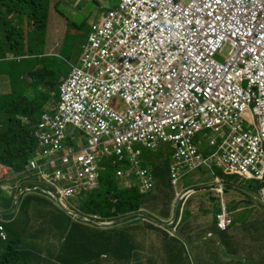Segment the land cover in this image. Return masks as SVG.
Instances as JSON below:
<instances>
[{"label":"built area","instance_id":"2783aa9c","mask_svg":"<svg viewBox=\"0 0 264 264\" xmlns=\"http://www.w3.org/2000/svg\"><path fill=\"white\" fill-rule=\"evenodd\" d=\"M119 1V11L107 14L93 26L89 42L95 50L87 51L96 61L108 63L114 72L108 75L109 82L99 88L75 78L70 87L62 88L60 106L52 114L42 115L35 134L37 158L28 167L35 176V186L28 191L39 193L72 214L74 210L68 204L76 208L87 188L86 171L100 153H109L111 145L126 147L129 155L121 160L128 158L139 167L140 151L134 144L141 142L154 149L160 141L171 142L176 149L171 173L178 186L187 165L194 169L202 162L195 142L206 130L222 134V138L227 134L220 147L227 159L220 165L243 177L253 175L264 164V65L258 67L261 60L249 63L239 58L236 64L242 65L231 67L233 58L226 64L219 63L210 45L197 48L193 43L186 47L167 38V32L166 45L159 43L167 23L190 26L196 36L202 33L199 24L207 22L215 28V20L227 15L209 0H189L198 1L201 11L174 7V0ZM246 1L264 3L219 2L230 13ZM153 10L166 17H157L148 24L141 14ZM148 26L151 32L141 43L132 41V35H143ZM130 59L138 63L134 65ZM116 98L125 103L121 109L112 107ZM244 114L258 123L259 131L243 130ZM68 127L85 132L87 144H81L79 149L65 147ZM138 174L145 186H153L147 170L140 169ZM217 192L223 194L222 189ZM225 214L223 205L222 216ZM2 236L5 237L3 233Z\"/></svg>","mask_w":264,"mask_h":264},{"label":"rangeland","instance_id":"374dc122","mask_svg":"<svg viewBox=\"0 0 264 264\" xmlns=\"http://www.w3.org/2000/svg\"><path fill=\"white\" fill-rule=\"evenodd\" d=\"M118 1L47 0L45 10L48 15L46 46L38 42V47L33 48V54L29 55L31 54L29 42L32 40V34L24 33V39L27 41L23 49L25 55H19L20 57H18L14 52L8 51L7 48L4 49L8 53H6L4 60H0V75L2 73H8L9 78H11L7 81V79L0 76V108L6 107L7 103L18 97H26L30 100L36 98L43 91V85L46 81H41L39 74L36 78L37 83L33 84L31 74L43 68H50L61 75L58 82H63L65 79L62 76L67 75V73H79L83 75V78H89L92 76V69L94 67L102 69L105 77H108L110 73L114 72V69L108 67V63H103L101 59L90 64L83 58V53L87 51L84 45L87 42L89 31H92L94 25L99 24L98 19L100 14H102L100 18V21H102L103 17L107 14L110 15L119 11L121 3L118 5ZM8 8V3L5 5L0 2V17H6ZM25 15L27 16L24 11L23 16L25 17ZM27 17L24 18L22 24L24 30L27 29V25L30 26L29 30L31 27L34 28V21L31 19L29 21ZM15 24L19 26L16 22ZM150 32V26H148L147 31L143 32V35H132L131 39L134 42L141 43L144 39L143 37ZM6 34L4 29H0V38L2 40H5ZM11 38L15 42L18 37L12 36ZM93 87L99 88L101 85L95 82ZM58 93H52L53 99L45 108H56L60 106L62 97L59 95V101L55 98L56 95L58 96ZM124 106L125 103L120 99L116 98L113 100L112 107L114 109L117 110ZM0 116L5 117L3 110H0ZM23 122L26 123V118H24ZM69 135L70 131L68 127L66 129V139L64 140L65 147L70 148L69 141H72L73 145L77 147L83 144V142L80 143L78 136L74 141ZM201 140L200 150L209 153L214 150L210 146L207 138H202ZM136 145L142 151L141 160L143 161V165L145 163L146 168L135 167L128 158L121 160L122 156L126 157L129 155L128 149L126 147L111 145L109 147L110 152L100 153L94 165L86 171L87 179L84 183L87 188L84 190L83 195L88 196L92 192V188L87 186V181L98 179L100 172L104 170L103 164L105 166L111 165L112 163L115 167V176L121 183L128 185L129 188L139 186L142 194L149 193L152 195L153 193V202H158L161 199V195L155 198L154 193L155 190L160 191V187L153 172L156 168L161 167L168 159H172L171 164L173 165L174 148L171 143H165L164 141H160L156 149H150L141 142L136 143ZM118 148H122V151L119 152ZM140 169L147 170L153 176L152 187H147L141 182V176L138 174ZM3 170H7V172ZM184 171L192 173L182 177V188L175 186L176 184L171 181L175 190L173 198L172 200L166 197L163 199L164 202H170V205H168V213L171 214L169 220L160 219L163 211L166 209L163 204H159L156 210L148 211L147 209H143L140 211V214H150L148 216L143 215V219L153 217L167 224H173L176 210L179 211L180 217L178 222L181 217L183 221L180 224L177 222L175 227L174 237H177L176 243L174 244L175 257L172 260L169 258V248L163 246L164 241L161 240L159 233L149 231L145 238L140 236L135 238L141 246L140 260L138 259V263L264 264V200L262 191H256L259 182L256 180H244L238 176H233L234 180L226 181L237 185L239 188L237 189L231 186L229 187L228 193L224 190L223 201L227 207L229 208L228 203L235 201L239 204L237 208L251 206L253 209L243 212H241L242 209H239L222 216L223 211L220 209L222 200L215 194L214 188L223 185L224 177L220 178L218 175H214V178L213 172L205 167L195 171V169H191L187 165V169ZM1 172L7 178V176L11 177L14 171L8 167H2ZM11 180L14 184L9 185L1 179L0 189L5 196L13 198L14 200L15 205L9 214L24 220L29 215V212L26 210L27 206L33 205L36 202L32 197L40 198V194L29 192L25 189L23 187L26 184L25 181L22 182V185H17L19 183L18 178H12ZM17 186H22V188L17 190ZM164 192L166 193V191ZM212 192L214 198H211ZM247 195H250V197L248 198ZM260 200H263V203ZM72 205L68 204L74 210L73 213H67L71 219L79 220L88 217L82 211L81 201L76 202L75 209ZM37 207L41 212L49 215L61 216L63 214L61 210L46 200L37 203ZM0 222L4 224L8 223V221L6 222L2 219V215H0ZM112 223L106 222L105 225H112ZM223 226L229 228L228 231L222 233L218 230L223 229ZM0 227H3V230H0V237L4 241H7L6 243L17 242L14 238L15 236L7 234L4 225L1 224ZM160 229L163 230L162 228ZM163 231L166 232L165 230ZM2 233L5 237L2 236ZM61 237L62 230L55 231L47 236H42V244L35 246L34 252L22 254L21 260L26 261V264H37L40 260L47 261V264H56L58 256L55 253L47 252L46 245L48 247L57 246ZM24 241L27 242V240ZM243 246L246 247L243 248ZM6 248L7 245L0 241V249ZM158 254L159 256H157ZM14 264H18V261L14 262Z\"/></svg>","mask_w":264,"mask_h":264},{"label":"trees","instance_id":"16d2710c","mask_svg":"<svg viewBox=\"0 0 264 264\" xmlns=\"http://www.w3.org/2000/svg\"><path fill=\"white\" fill-rule=\"evenodd\" d=\"M0 2L5 5L8 3L9 6L6 17H0V29H4V32L7 33L5 40L0 38V59L6 58L8 51L14 52L18 57H20L19 55H25L23 49L27 41L24 39V33L32 34V43L29 42L31 54L29 55L33 54V48L38 47V42L46 46L48 15L45 10L47 0H0ZM24 11L28 16L25 15V17L29 21L30 19L34 21V28L30 30V26L27 25V29L24 30L22 25L25 18L23 16ZM20 25L22 26L20 27ZM12 36L18 37L15 42L12 41ZM6 48L8 51L4 50ZM39 74L41 81H46V83L43 85V91L36 98L30 100L26 97H18L7 103L6 107L0 108L5 113V117L0 116V180L4 177L1 172L2 167H8L14 172L25 170L36 148L34 127L39 122L41 115L45 113L52 114L51 108L45 107L51 103L52 93L59 92L61 82H58V80L61 75L50 68H43L31 74L33 84L37 83L36 78ZM0 76L7 79V81L11 78H9L8 73H2ZM55 98L59 101V93ZM24 118H27L29 123L23 122ZM171 162L172 159L166 160L161 167L156 168L153 172L160 187V191L155 190L154 197L161 195L160 202H153V193L152 195L149 193L142 194L139 186L131 188L124 186L115 176L113 164L105 166L103 164L104 170L100 172V187L92 194L84 197L83 201L79 200L81 201L83 213L88 215L87 218L73 220L62 210L63 214L61 216L51 215V221L54 223L53 229L57 226L54 232L62 230V237L57 246L48 247L46 245L47 252L55 253L58 256L56 264H132L133 262L137 264L138 259L140 260L141 246L135 238L139 236L145 238L149 231L159 233L161 240L164 241L163 246L169 248V258L174 259V244L177 237L169 236L155 225L161 224V220L150 217L149 222H143V215L148 216L150 214H140L143 209L156 210L159 204H163L166 209L160 219H170L171 214L168 213L170 202H164L163 199L166 197L172 200L175 193L174 186L171 184L173 180ZM200 168L203 167L199 166L197 170ZM214 175L224 177V183L227 185L224 190L227 193L229 187H234L233 183L226 182L234 180L233 176L224 175L217 167H215L213 177H215ZM181 181L182 179L179 182L180 185ZM217 196L222 200L221 205L226 207L227 213L239 209H242L241 212L253 209L251 206L237 208L239 204L235 201L228 203V208L223 201L224 194H217ZM32 198L35 201L39 200L37 197ZM211 198H214L213 192ZM14 205L13 198L5 196L0 189V215H10L9 213ZM35 209V206H27L26 210L29 215L23 220L27 224L37 222V219L32 215ZM179 217V211L176 210L175 221L170 226L172 229L176 227ZM182 221L181 217L178 223L180 224ZM106 222L113 223L106 226ZM47 223V221L44 222V224ZM49 227H51V224ZM42 236L44 235L33 236L31 243H25L24 238L23 241L6 243L7 241L0 237V240L7 245L0 256V264H14L16 261H18V264H26V261L21 260L22 254L34 252L35 246L42 244ZM245 247L243 246V248ZM47 263V261L40 260L37 264Z\"/></svg>","mask_w":264,"mask_h":264},{"label":"clouds","instance_id":"9594fccd","mask_svg":"<svg viewBox=\"0 0 264 264\" xmlns=\"http://www.w3.org/2000/svg\"><path fill=\"white\" fill-rule=\"evenodd\" d=\"M120 3H121V1H118V5ZM230 14L232 16H239L241 14L246 15V17L243 20V22L245 23V26L243 28H241V31L243 29H248L250 27V25L255 22L257 24V29L261 31L262 35H264V3H261L259 1H246L243 4L236 6L234 9H232ZM141 17L145 22H147L149 24L150 20H155L157 17L165 18L166 15H163L160 11L153 10V11L143 12L141 14ZM227 19H228V17L225 16L221 20L225 21ZM98 22L99 23L101 22L100 19L98 20ZM164 28L165 29L161 32V35L159 36V43L161 45H164V46L166 45V40L164 39V34L166 32H167V38H170L171 40H174V41H176V42H178V43H180L186 47L192 46L190 44H186L189 41L192 42V44L193 43L195 45L198 44L199 45L198 47H201L205 44H208V42L202 40V33H198L196 36H194L193 32H192V28L190 26L185 27V26L180 25L178 22H170V23H167ZM91 33L92 32L90 30L88 37H87V42L84 45V47L86 48L87 51L95 50L94 47H90L89 36ZM255 34H256V31H254L252 33L251 37L253 38L255 36ZM210 36L213 38H216L217 40H221V39L224 40V42L222 44H218V42H216L215 44L211 45V51L217 52L216 55L224 54V56H222V57H217V60L219 63L226 64L227 60L230 58H233L236 54L239 55V58H243L249 63L256 59V58H254L252 60H247L244 56H241L240 50L236 47V45H232V46L227 45V42L230 39H232L236 42L246 43V40H245L244 36L242 35V33L240 31H234L230 25L227 27L221 28V29H217L214 33H211ZM260 43H261V40L253 41V46L258 47V45ZM257 50L259 51L258 48H257ZM87 51L83 53V58L86 61H88L90 64L95 63L96 60L94 58L90 57L88 55ZM263 57H264V52H261L258 59L261 60ZM0 60H4V58L0 59ZM125 61H126V59H125ZM128 61L132 62L134 65L138 63V61H136L134 59H130ZM62 78H64L65 80L63 82L61 81V83L59 85V95L61 97H62V88L63 87H65V88L70 87L75 78H78L81 81H87L91 85H94L95 82H98L102 86V85L109 82V78L105 77V75L102 72V69L97 68V67H94L92 69V76L89 78H83V75L79 74V73L68 74L67 76L66 75L62 76ZM121 108L122 107H120L119 109H121ZM53 109L54 108H51L52 113L54 112ZM41 117H42V115H41ZM40 120H41V118H40ZM40 120H39V122H40ZM26 123H29V120L27 118H26ZM38 123L34 127V130H35L34 137L36 140V148H35L33 157L29 160L25 170H23L21 172H13V175L10 177L11 179L12 178H18L19 179V183L17 185H22V182L25 181L26 184L23 187L27 190L29 188H33L35 185V176L33 175L32 171H28V167H29L30 161L36 157V152L38 149L37 137L35 135L36 131H37ZM242 127H243L244 131H251L252 133L253 132L255 133L256 130L259 131L258 123L254 124L252 118L248 114H244V116H243ZM69 131H70L69 136L72 137V140L75 141V138L78 136L79 139H81L83 142L82 146H85L87 144V142L85 140V138H86L85 132H83L82 130L73 128V127H69ZM214 134L215 133H213L212 131L206 130V132H203L202 134L198 135V139H197V142H195V145L197 147L198 154L201 156L202 162L197 163L196 168H194L195 171L198 169L199 166H202V167L208 168L214 174L215 167H217L226 176L231 175V176H238L239 178L244 179V180H256L259 182V185H258L256 191L257 192L262 191L263 200H264V164L260 165L257 168V170L253 171V175H251L250 177H243L239 174H234V173L228 172L227 169H225L223 165L219 164V163H225V161L227 159V154L220 148L222 145V141H223V139L226 138L227 134L224 135L223 138H222V134H219L220 135L219 137H216V136L214 137ZM201 136H202V138L208 139L210 146L214 149L212 152L209 153V152L200 150V145L202 143V140H201L202 138H200ZM212 141H214V144H212ZM69 142H70V148H75V149L80 148V146H78V147L74 146L72 141H69ZM165 143H171V142H165ZM172 146H173V144H172ZM134 148L136 150L140 151V156L138 158L139 167L146 168L142 163L143 161L141 160L142 151L137 147L136 143L134 144ZM156 148H154V149H156ZM173 148H174V151L176 152V149L174 146H173ZM189 173H192V172L183 171L182 174H184L183 176H185L186 174H189ZM219 177L223 178V176H219ZM152 178H153V176H152ZM222 183H223L224 187L222 185L221 187L218 186V187L214 188V191L217 194H219L217 192V189H222L223 194H224V189L227 187V185L224 183V180ZM123 185L128 187V185H126V184H123ZM87 186H90L92 188V192L90 193V194H92L95 190H97L100 187V177L96 180H88ZM179 187L182 188V186H180V185H179ZM234 187L238 188L237 185H234ZM21 188H22V186H17L16 189L19 190ZM212 190H213V188H212ZM247 196H248V198L250 197V195H247ZM84 197H86V195H82L79 200L83 201ZM40 198L49 201L54 207L58 208L48 198L41 196V195H40ZM263 200H260V202L263 203ZM255 203H256V201H255ZM220 209H221V211H223L222 205H221ZM59 210H62V209H59ZM62 211H64V210H62ZM64 212H66V211H64ZM226 214H229V213L226 212ZM142 221L143 222H149V219H143ZM155 225L162 228L163 230H165L170 236H175L176 228H174V230H172L170 228V226L172 224H167V223L161 222V224H155ZM227 229L228 228L218 229V230L219 231H226Z\"/></svg>","mask_w":264,"mask_h":264},{"label":"bare ground","instance_id":"6f19581e","mask_svg":"<svg viewBox=\"0 0 264 264\" xmlns=\"http://www.w3.org/2000/svg\"><path fill=\"white\" fill-rule=\"evenodd\" d=\"M212 4V6L218 7L223 14L227 15L228 19L223 21L216 19L215 22L216 27L213 28L212 24L209 23H201L199 24V29L202 31V40L208 42V44L211 46L218 42V44H222L224 42L223 39L217 40L216 38H213L210 36L211 33H214L217 29H221L227 26H231L234 31H240L242 35L244 36L246 43L244 42H236L232 39H230L227 42L228 46L236 45V47L240 50L241 56H244L247 60H252L254 58H258L261 52H264V35L261 34V31L257 29V24L254 22L250 25L248 29H243L241 31V28L245 26V23L243 22L244 18L246 17L245 14H241L239 16H232L227 9L220 4L217 0H209ZM176 6H182L183 8H191L193 10H203L202 5L198 1H189V0H174V7ZM256 31L255 36L252 38V33ZM261 40V43L258 45V47L253 46V41ZM186 44L193 45L192 42H187ZM195 47H198L199 45H194ZM259 49V51L257 50ZM216 57H222L224 54L221 55H215ZM239 59V55H235L233 57V60L230 64L231 67L242 65V62H239L236 64V61ZM264 65V57L261 59V61L258 64V67ZM246 74H249L247 72ZM238 78H241V76H238ZM264 80V78H263ZM208 88L210 85L207 86ZM215 136H220L219 134H214Z\"/></svg>","mask_w":264,"mask_h":264},{"label":"crops","instance_id":"0c3cea01","mask_svg":"<svg viewBox=\"0 0 264 264\" xmlns=\"http://www.w3.org/2000/svg\"><path fill=\"white\" fill-rule=\"evenodd\" d=\"M101 16L102 14H100L99 19L101 18ZM3 171L7 172V170H3ZM2 180L9 185L14 184L9 176H7V178L3 177ZM215 194L217 195L216 192ZM42 200L45 199L39 198V200L32 205L36 207V209L32 212V215L37 219V222H29V224H27L25 221L18 219L13 215H2V219L5 220L6 222L8 221V223L4 224L0 222V225L1 224L4 225L7 234L9 233V235L15 236L14 238L17 242L18 240L23 241L22 239L24 238V240L27 239V242L25 243H31L33 236H37V235L47 236L48 234H52V232H54V230L57 229V226H55L53 229L54 223L53 221H51L52 216L41 212L40 209L37 207V203H40V201ZM46 221L48 223L44 224V222ZM50 224L51 227H49ZM0 241L2 242V240ZM4 250L5 249H0V256L2 255ZM136 263L139 264L138 262ZM132 264L135 263L133 262ZM143 264H149V263H143Z\"/></svg>","mask_w":264,"mask_h":264}]
</instances>
